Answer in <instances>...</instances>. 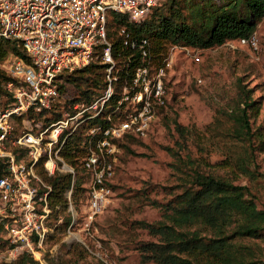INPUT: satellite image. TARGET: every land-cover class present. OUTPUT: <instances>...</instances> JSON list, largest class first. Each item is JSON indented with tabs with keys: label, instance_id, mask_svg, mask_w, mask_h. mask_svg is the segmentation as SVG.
Here are the masks:
<instances>
[{
	"label": "rangeland",
	"instance_id": "obj_1",
	"mask_svg": "<svg viewBox=\"0 0 264 264\" xmlns=\"http://www.w3.org/2000/svg\"><path fill=\"white\" fill-rule=\"evenodd\" d=\"M230 1L177 0V5L186 23L194 25L200 22L195 19L199 8L208 10ZM158 5L164 8L169 1L161 0ZM237 6L244 15L243 2L238 1ZM118 27L108 23L109 33L118 34ZM149 42L153 60L151 37ZM178 45L167 41L161 59V62L170 61L167 106L154 118L146 135L129 141H124V137L118 142V150L109 159L113 168L108 181L109 200L88 223L84 211L90 176L81 164L85 149L79 156V169L71 164L74 175L65 194L67 207L59 212L55 210L50 217L53 230L46 242L48 247L56 245V249L53 253L46 249L49 264H106V261L156 264L151 259L144 261L141 245L160 240V235L151 232L142 221L167 222L164 205L190 185L193 169L246 185L255 195L257 207L264 205V15L244 42L233 38L210 47H199V61ZM95 71L91 74L93 79H89L92 97L102 89L105 77L103 66ZM240 85L247 97L241 94ZM78 94V88L70 83L67 93L62 90L57 109L69 110L68 99ZM244 97L254 101L247 109L250 139L240 132L235 120L237 104L242 105ZM173 118L182 126L184 135L174 127ZM82 127L81 147L85 145L87 125L82 124ZM58 164L61 166L62 161ZM38 171L45 175L43 169L38 168ZM76 176L81 180V190L73 195ZM74 211L77 215L72 221ZM57 217L60 220L53 225ZM67 218L69 221L65 222ZM235 225L233 221L226 230L225 241L231 243V249H220L221 255L207 249H185L177 254L191 264H234L236 261L264 264V229L256 236L229 234ZM189 228L203 236L216 237L210 228L200 224ZM6 247L7 243L0 236V263L15 259L7 258Z\"/></svg>",
	"mask_w": 264,
	"mask_h": 264
},
{
	"label": "built area",
	"instance_id": "obj_2",
	"mask_svg": "<svg viewBox=\"0 0 264 264\" xmlns=\"http://www.w3.org/2000/svg\"><path fill=\"white\" fill-rule=\"evenodd\" d=\"M160 1L0 0V41H14L28 56L26 60L7 52L0 59V69L10 76L2 83L9 100L0 103L4 170L0 175V236L7 243V258L26 251L39 264H49L46 249L53 253L56 245L48 247L46 241L57 205L51 204L52 185L47 177L70 172L73 179L74 168L60 151L69 136L83 129L82 124L87 125V150L81 163L90 176L84 211L87 223L107 204L113 173L109 159L118 150V142L128 135H146L170 95V61L155 63L149 38L134 35L120 24L118 34L128 51L119 63L108 23L114 12L124 14L128 21H144ZM178 47L200 60L199 47ZM96 58L104 64V87L89 101H74L69 110L51 118L58 111L62 74ZM76 215L74 211L72 221Z\"/></svg>",
	"mask_w": 264,
	"mask_h": 264
},
{
	"label": "trees",
	"instance_id": "obj_3",
	"mask_svg": "<svg viewBox=\"0 0 264 264\" xmlns=\"http://www.w3.org/2000/svg\"><path fill=\"white\" fill-rule=\"evenodd\" d=\"M169 5L159 7L155 5L148 18L141 22H132L127 20V16L121 13H112L110 26L116 24H125L130 33L137 36H146L153 42V61L161 63L163 54L165 53V43L167 41L178 43L181 45L194 47H210L212 45L221 44L228 39L233 38H250L255 31L257 22L264 15V0H231L228 4L213 7L208 10L199 8L195 19H199V23L189 25L179 13L177 0H167ZM238 1L243 2L246 10L242 15L238 9ZM160 4V3H159ZM195 15V14H194ZM112 36V47L119 63L125 61L124 56L127 55V48L122 44L121 35L115 31H110ZM17 54L24 59H28L27 54L20 49L12 40L0 41V59L7 53ZM120 53V54H118ZM119 55V56H118ZM121 56V57H120ZM99 61V58H96ZM93 60L88 65L75 69L71 72L62 74L63 80L59 84L60 90L67 93L70 83L78 88L79 94L72 96L69 100L70 105L80 99L89 101L93 97L91 95V87L89 79H93L95 69L104 64ZM131 61L129 64H134ZM10 76L0 69V103L4 104L9 100L6 98L2 83L9 79ZM243 85H240V92L243 96ZM104 87V83L102 88ZM92 97V98H91ZM244 97L242 105L237 104L235 112V120L238 123L240 132L250 139L251 127L248 116V108L254 104L253 100ZM160 107L157 112L159 116L161 111L167 106ZM69 108V107H68ZM61 115V110L55 111L51 118H57ZM163 117V115H162ZM93 121H90V125ZM174 127L180 131L182 135V126L176 118H173ZM81 131L75 132L68 137L60 153L64 159L72 164L77 170L79 169V156L87 150L86 142L80 146ZM85 138V137H84ZM138 138L135 135L126 136L129 141ZM122 145V143H120ZM84 152V154H85ZM82 164V163H81ZM83 167V165H82ZM84 168V167H83ZM4 172L0 163V175ZM263 181H264V172ZM52 185L51 204L57 205L56 211H62L67 207V199L64 192L71 187L72 174L70 172H60L47 177ZM81 180L76 176L72 185L73 195L81 190ZM254 194L244 184L233 183L231 180L220 175L203 172L193 169L190 175V185L185 187L175 199L170 200L164 205V216L167 222L160 221L158 223H148L142 221L151 232L160 235L158 241H147L142 243L144 261L151 259L156 264H191L188 259L181 257L177 252L185 249H207L213 254H222L220 249H231L230 242L225 241L226 230L233 221L236 225L229 234L234 235H251L256 236L264 229V205L257 207L254 201ZM69 218H67L68 222ZM194 224H200L210 228L216 237H206L191 230ZM225 258L227 253L223 255ZM0 264H39L28 252H20L13 261ZM234 264H241L236 261Z\"/></svg>",
	"mask_w": 264,
	"mask_h": 264
}]
</instances>
